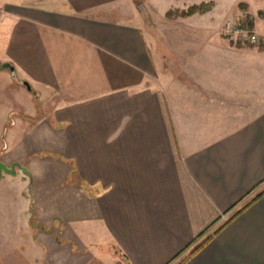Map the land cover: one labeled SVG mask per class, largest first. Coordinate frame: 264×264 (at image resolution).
Listing matches in <instances>:
<instances>
[{
	"label": "crops",
	"instance_id": "crops-1",
	"mask_svg": "<svg viewBox=\"0 0 264 264\" xmlns=\"http://www.w3.org/2000/svg\"><path fill=\"white\" fill-rule=\"evenodd\" d=\"M241 2L264 38V0ZM154 9L0 0V63L32 87L0 69V160L27 170L0 178V264H264V44L170 59Z\"/></svg>",
	"mask_w": 264,
	"mask_h": 264
},
{
	"label": "rangeland",
	"instance_id": "rangeland-1",
	"mask_svg": "<svg viewBox=\"0 0 264 264\" xmlns=\"http://www.w3.org/2000/svg\"><path fill=\"white\" fill-rule=\"evenodd\" d=\"M180 1L186 2L187 5H174L175 3H180ZM236 0H155V9L152 12H148L147 15L150 16V19L156 25L158 31L156 38L160 44H164L170 49L171 53H168L170 59L177 58L179 60L186 61L192 60V56L196 50H199L201 46L209 44H218V43H231L234 45H251V46H260L264 44V38L258 33L255 28L254 20L255 17L251 14H246L242 16L240 14L244 10H247L246 3H239V14L237 16L232 15L233 5ZM233 3V5H232ZM209 5V8L203 12H195L189 14L187 11L190 6L193 5ZM165 16L163 15V10ZM196 14V15H195ZM195 15V16H194ZM148 16V17H149ZM260 18H264V10L258 12ZM228 22L240 23L244 27H247L251 31L254 30L260 37V40L255 43H243L237 37H231L224 33V28ZM215 28H217L215 33ZM175 57V58H174ZM171 61V60H170ZM169 68V67H168ZM8 70V69H7ZM7 70H4L7 72ZM1 71V70H0ZM177 70L174 72L176 73ZM12 75V73L10 72ZM17 81V82H16ZM20 79H15V82L18 83ZM7 80L4 77H1L0 73V125L9 124V121L13 119L16 120L18 117V108L7 109L5 104L8 103V96L6 93L10 94L11 100L17 98V91L14 89L13 83L7 85ZM16 87V84H14ZM14 89V90H12ZM8 91V92H7ZM25 93V91H23ZM36 105L40 106L38 99H34ZM15 101V100H14ZM13 102V101H12ZM12 104V103H10ZM50 104V103H49ZM49 108V107H48ZM50 109H47V111ZM40 111H46L44 108H41ZM39 111V112H40ZM10 115V117H9ZM23 118V117H22ZM4 131H0V155L4 158H7L5 152V143H8L9 136L3 139ZM17 134V133H15ZM15 177V176H13ZM12 176L5 174L0 180V190L5 192L9 191L12 193L14 187V181ZM28 186V185H27ZM18 189V188H17ZM28 189V187H27ZM1 203V201H0ZM11 203V202H10ZM15 204L9 205V216H13L16 212L11 211L10 209L14 208ZM1 204H0V223H1ZM6 214V213H5ZM10 218V217H9ZM203 242V241H202ZM96 264H99L97 261Z\"/></svg>",
	"mask_w": 264,
	"mask_h": 264
},
{
	"label": "built area",
	"instance_id": "built-area-1",
	"mask_svg": "<svg viewBox=\"0 0 264 264\" xmlns=\"http://www.w3.org/2000/svg\"><path fill=\"white\" fill-rule=\"evenodd\" d=\"M224 33L231 37L239 38L243 43H252L255 44L260 40L259 35L254 31L250 30L247 27H244L240 23L228 22L224 28Z\"/></svg>",
	"mask_w": 264,
	"mask_h": 264
},
{
	"label": "water",
	"instance_id": "water-1",
	"mask_svg": "<svg viewBox=\"0 0 264 264\" xmlns=\"http://www.w3.org/2000/svg\"><path fill=\"white\" fill-rule=\"evenodd\" d=\"M0 69H8L12 73L13 78L17 79L16 69L12 63L10 62L0 63ZM19 82L25 85L29 90L32 89L28 81H19ZM17 167L24 171H27L26 168L18 162H14L10 166H8L0 160V178H1L2 172L15 174L17 172Z\"/></svg>",
	"mask_w": 264,
	"mask_h": 264
},
{
	"label": "trees",
	"instance_id": "trees-1",
	"mask_svg": "<svg viewBox=\"0 0 264 264\" xmlns=\"http://www.w3.org/2000/svg\"><path fill=\"white\" fill-rule=\"evenodd\" d=\"M210 5V4H209ZM209 5H204V4H200V5H193V6H190L189 9H188V13L189 14H192V13H195V12H203L205 10H207L209 8ZM264 193L261 192L259 193L254 199L260 197L262 194ZM210 238V237H209ZM209 238H206L202 243H200L192 252L190 255H192L193 253H195L199 248H201L207 241Z\"/></svg>",
	"mask_w": 264,
	"mask_h": 264
}]
</instances>
